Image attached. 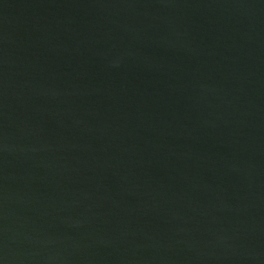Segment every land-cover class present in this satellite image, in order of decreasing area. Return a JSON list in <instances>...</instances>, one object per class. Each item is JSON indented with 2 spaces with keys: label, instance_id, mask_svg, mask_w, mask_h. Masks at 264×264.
I'll list each match as a JSON object with an SVG mask.
<instances>
[{
  "label": "water",
  "instance_id": "obj_1",
  "mask_svg": "<svg viewBox=\"0 0 264 264\" xmlns=\"http://www.w3.org/2000/svg\"><path fill=\"white\" fill-rule=\"evenodd\" d=\"M0 264H264V0H0Z\"/></svg>",
  "mask_w": 264,
  "mask_h": 264
}]
</instances>
